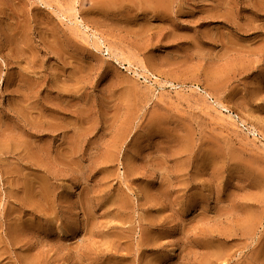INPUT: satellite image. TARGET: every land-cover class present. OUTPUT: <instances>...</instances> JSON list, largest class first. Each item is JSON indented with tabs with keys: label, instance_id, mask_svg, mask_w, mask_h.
Masks as SVG:
<instances>
[{
	"label": "rangeland",
	"instance_id": "374dc122",
	"mask_svg": "<svg viewBox=\"0 0 264 264\" xmlns=\"http://www.w3.org/2000/svg\"><path fill=\"white\" fill-rule=\"evenodd\" d=\"M0 264H264V0H0Z\"/></svg>",
	"mask_w": 264,
	"mask_h": 264
}]
</instances>
